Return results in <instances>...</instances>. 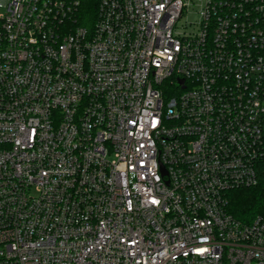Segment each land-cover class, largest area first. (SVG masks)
<instances>
[{
	"label": "built area",
	"instance_id": "2783aa9c",
	"mask_svg": "<svg viewBox=\"0 0 264 264\" xmlns=\"http://www.w3.org/2000/svg\"><path fill=\"white\" fill-rule=\"evenodd\" d=\"M93 1L0 0V264H264V0Z\"/></svg>",
	"mask_w": 264,
	"mask_h": 264
},
{
	"label": "trees",
	"instance_id": "16d2710c",
	"mask_svg": "<svg viewBox=\"0 0 264 264\" xmlns=\"http://www.w3.org/2000/svg\"><path fill=\"white\" fill-rule=\"evenodd\" d=\"M95 17L93 0H83L80 23L87 25ZM231 213L237 219L249 222L255 217H264V167L260 170V182L254 188L235 192L231 200Z\"/></svg>",
	"mask_w": 264,
	"mask_h": 264
},
{
	"label": "rangeland",
	"instance_id": "374dc122",
	"mask_svg": "<svg viewBox=\"0 0 264 264\" xmlns=\"http://www.w3.org/2000/svg\"><path fill=\"white\" fill-rule=\"evenodd\" d=\"M194 19H195V16L191 14L188 20L193 21ZM233 195H235V192L231 195V198L233 197Z\"/></svg>",
	"mask_w": 264,
	"mask_h": 264
}]
</instances>
